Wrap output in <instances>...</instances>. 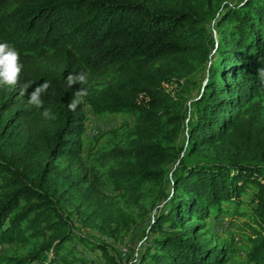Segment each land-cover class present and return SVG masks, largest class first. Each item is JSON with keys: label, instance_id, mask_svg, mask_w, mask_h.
<instances>
[{"label": "trees", "instance_id": "1", "mask_svg": "<svg viewBox=\"0 0 264 264\" xmlns=\"http://www.w3.org/2000/svg\"><path fill=\"white\" fill-rule=\"evenodd\" d=\"M218 2L0 0V45L22 66L15 86L0 85V246H27L0 252V264H85L94 252L119 264L72 229L73 212L88 218L82 205L106 198L83 158L85 106L133 117L125 142L102 154L117 194L140 206L145 188L170 185L131 264H264V0ZM202 66L188 110L165 86ZM69 72L86 76L75 111L81 85L67 87ZM45 81L54 120L24 92ZM227 215L231 234L211 235L210 219Z\"/></svg>", "mask_w": 264, "mask_h": 264}, {"label": "rangeland", "instance_id": "2", "mask_svg": "<svg viewBox=\"0 0 264 264\" xmlns=\"http://www.w3.org/2000/svg\"><path fill=\"white\" fill-rule=\"evenodd\" d=\"M240 0H219L221 5L232 6ZM207 29L215 34L214 21L207 23ZM205 66L198 68L183 84H168L165 88L171 93H182L186 99V106L190 110V103L201 87L205 77ZM189 113V111H188ZM86 129L84 133L83 158L89 173L100 177L101 189L106 196L105 204L98 206L94 202H85L82 205L89 217L73 212L71 215L72 229L77 236L86 237L91 241L104 243L109 247L119 264H131L133 258L146 243V232L151 216L155 211L164 205V192L169 191L170 185L167 180L162 187H157L154 192L144 189L140 200V206L126 200L124 196L116 193L107 180L105 172L113 161L105 158L102 154L115 145L125 142V130L127 125L133 123V117L125 113H93L85 106ZM185 133L182 131L177 140L183 144ZM168 177V175H167ZM242 210L245 206L240 207ZM231 212V211H230ZM229 215L225 216L221 225L214 227V220L210 219V227H213L214 237H224L231 234V227L228 224ZM242 218V217H241ZM240 218L236 219L238 223ZM233 230V229H232ZM216 233H219L218 236ZM233 233V232H232ZM235 234V232H234ZM238 240V251H243L244 240L235 235ZM27 246L17 243L2 244L0 252L6 254H23ZM90 253H88L89 255ZM236 261L244 258L238 253ZM85 264H107L100 252L90 254L88 263Z\"/></svg>", "mask_w": 264, "mask_h": 264}, {"label": "clouds", "instance_id": "3", "mask_svg": "<svg viewBox=\"0 0 264 264\" xmlns=\"http://www.w3.org/2000/svg\"><path fill=\"white\" fill-rule=\"evenodd\" d=\"M22 66L18 63L17 55L14 52H5V46L0 45V85L15 86L19 80V73ZM258 76L262 83H264V68L257 69ZM67 87L70 88L74 84H79L81 87L73 93V98L67 104L70 111H75L79 104L87 95V90L82 87L86 83V76L83 73L74 75L69 72L66 77ZM50 87V82L45 81L37 85L32 92L25 94L28 96V103L35 108L42 109L41 115L46 120H54L56 117L49 108H45L42 100V94L46 93Z\"/></svg>", "mask_w": 264, "mask_h": 264}]
</instances>
